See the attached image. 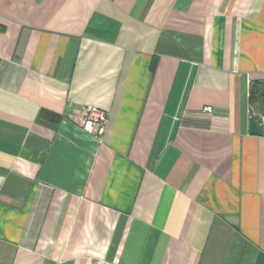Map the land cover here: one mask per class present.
Returning <instances> with one entry per match:
<instances>
[{"label": "crops", "instance_id": "1", "mask_svg": "<svg viewBox=\"0 0 264 264\" xmlns=\"http://www.w3.org/2000/svg\"><path fill=\"white\" fill-rule=\"evenodd\" d=\"M253 82L264 0H0V264H264Z\"/></svg>", "mask_w": 264, "mask_h": 264}, {"label": "built area", "instance_id": "2", "mask_svg": "<svg viewBox=\"0 0 264 264\" xmlns=\"http://www.w3.org/2000/svg\"><path fill=\"white\" fill-rule=\"evenodd\" d=\"M204 112H211V107H205ZM260 121H264L261 118ZM107 122V113L94 108H84L82 111L81 128L88 133L100 136Z\"/></svg>", "mask_w": 264, "mask_h": 264}, {"label": "trees", "instance_id": "3", "mask_svg": "<svg viewBox=\"0 0 264 264\" xmlns=\"http://www.w3.org/2000/svg\"><path fill=\"white\" fill-rule=\"evenodd\" d=\"M249 99L257 103L259 111L264 115V82H253L250 87Z\"/></svg>", "mask_w": 264, "mask_h": 264}, {"label": "water", "instance_id": "4", "mask_svg": "<svg viewBox=\"0 0 264 264\" xmlns=\"http://www.w3.org/2000/svg\"><path fill=\"white\" fill-rule=\"evenodd\" d=\"M248 132L252 136L264 135V121H257L254 117L248 120Z\"/></svg>", "mask_w": 264, "mask_h": 264}, {"label": "rangeland", "instance_id": "5", "mask_svg": "<svg viewBox=\"0 0 264 264\" xmlns=\"http://www.w3.org/2000/svg\"><path fill=\"white\" fill-rule=\"evenodd\" d=\"M258 107H259V106H258ZM253 111H254L255 113H257L256 108H254V107H253ZM257 121H260V120H257Z\"/></svg>", "mask_w": 264, "mask_h": 264}]
</instances>
